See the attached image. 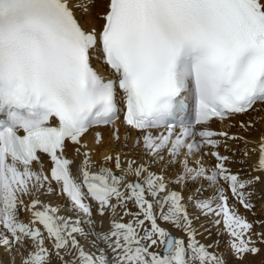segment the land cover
<instances>
[{
  "label": "snow or ice",
  "instance_id": "1",
  "mask_svg": "<svg viewBox=\"0 0 264 264\" xmlns=\"http://www.w3.org/2000/svg\"><path fill=\"white\" fill-rule=\"evenodd\" d=\"M94 3L0 0V248L13 261L18 253L21 264H50L52 255L60 264H227L197 239L191 204L223 224L235 259L258 254L253 224L227 204L223 188L204 197L195 182L222 180L245 209L254 207L245 189L261 177L241 179L226 167L227 156L204 149L220 145L215 137L243 139L212 130L214 118L264 104V0H107L102 25L89 30L75 10L86 13ZM94 57L110 69L108 78ZM120 113L141 134L135 143L145 155L163 161L167 153L170 165L181 166L173 181L119 153L106 155L97 171L90 151L78 165L68 158V143L81 154L88 130ZM252 151L254 169L264 173V136ZM205 155L216 158L211 170ZM178 184L193 188L187 200ZM45 192L64 197L77 217L43 202ZM93 203L100 216L110 214V230L96 231ZM255 235L264 243V232ZM78 237H91L89 247Z\"/></svg>",
  "mask_w": 264,
  "mask_h": 264
},
{
  "label": "bare ground",
  "instance_id": "2",
  "mask_svg": "<svg viewBox=\"0 0 264 264\" xmlns=\"http://www.w3.org/2000/svg\"><path fill=\"white\" fill-rule=\"evenodd\" d=\"M75 1L72 0V3ZM107 0H95L94 4H91L89 7V10L86 13H83L82 11L76 9V14L79 16L81 22L87 29L92 28H99L103 21L100 19V15L105 11V5ZM238 121H242L243 125L245 126H239L237 124ZM212 125L217 128H225V123H218L217 121H213ZM228 131L230 134H233L235 136L242 137L241 140H231L228 141L227 144H229V148L227 149V153L225 155L228 157V160L226 161V165L228 169L232 173H238L241 179H247L253 176H260L261 179L258 183H256L253 187L246 188L245 192H251V196L249 197L250 202L254 205L252 209H245L242 207L237 201H235L236 198H234L231 195V192L227 190V186L224 181L222 184H224L223 191L224 195L228 197V203L230 204V207H233L239 215L246 218L247 221L253 224L252 229V239L256 241L255 246L260 249L259 253L256 255L247 254L242 259H235L233 255L230 252L229 248V236L224 233L223 227H218V225H215L214 223L210 225V223L213 222L215 217L213 216H204L199 215V211H196L195 208L189 204L188 211L189 215L191 217H194L192 219V226L197 232V239L206 245L213 244L212 248H210V251L218 252L221 254H224L227 259V264H264V243L260 242L259 238L255 235V233L264 232V173H260L254 169V164L257 160V153L252 151V149L255 147L256 142L260 139V137L264 136V104L255 107L248 113L241 114L239 116L233 117V124L227 123ZM118 131L119 139H115L116 130ZM117 129H112L110 127L108 128H97L91 130L89 133H87L85 136L82 137L81 144H86L87 148H81V154H78L75 149L77 147H80L79 145H73L71 143H68L66 146V155L68 158L73 159L75 162H80L82 159V153L84 151H90L91 152V158L93 162L97 164H103L104 163V157L106 155H111L113 158H115L117 153H122L124 151H130L127 156H129V159L132 158L136 160L137 162L143 161L146 165L149 161H152L151 169L154 172L160 173L161 171L164 172L163 176L167 181L170 180L172 176H176L178 166L172 165L167 167V169H162L164 161H160L157 158L145 155L139 150L143 149L142 142L141 145H137L135 143L136 141V135L129 134L125 135V127L120 123L118 125ZM99 133L100 140L97 142L96 134ZM247 142V144L245 143ZM223 150L222 146L219 147ZM245 148H247L248 155H243ZM224 152V151H223ZM198 158V156H196ZM207 159V165L210 169V167L213 168V159L211 156H206ZM42 160L44 163L45 168H48L50 166V163L48 162L47 157L44 155L42 156ZM122 160V159H121ZM123 161V160H122ZM113 162H109L107 166H112ZM35 167H39L36 165ZM74 168V166H73ZM211 168V169H212ZM131 179V177H130ZM206 183H209V181H206ZM177 189H179L181 186L178 184L175 186ZM183 191H185L187 194H189L191 191H193V188H182ZM204 197H206L208 194L201 192ZM43 196H48V199H51L54 196V193H43ZM41 199V195L39 197ZM48 199H41L42 201L48 200ZM56 200H59V198H54ZM25 201L30 202L29 198H25ZM90 202V201H89ZM91 203V202H90ZM132 206V205H131ZM97 209L93 205V210ZM133 210H135L133 208ZM253 210V212H252ZM257 212V216H253L252 213ZM26 214H28V217L26 216V220L30 219V213L27 211H24ZM197 217H202L200 221L197 219ZM117 219L120 218V212L117 213L116 216ZM85 219V218H84ZM83 219V220H84ZM125 221L130 219V217H125ZM194 220H197V224ZM124 221V222H125ZM259 221V223H257ZM200 222H203L200 225ZM87 224V223H86ZM222 224V223H221ZM165 225V226H163ZM163 227L167 228L171 233H173L177 237H183L184 233L180 230L175 228L172 224H165L163 223ZM223 225V224H222ZM200 226H204L206 229L201 228ZM217 232V233H216ZM47 242V241H46ZM30 243V242H29ZM51 247V245H48ZM4 250V249H3ZM153 251H157V248H153ZM1 252V250H0ZM5 252V255L8 256V252ZM2 254V253H1ZM27 254L26 252L24 253ZM162 254V253H161ZM2 256V255H0ZM9 264H21V256L17 253L15 255V260L12 262L11 259H8ZM239 261V262H237ZM56 262V261H55Z\"/></svg>",
  "mask_w": 264,
  "mask_h": 264
},
{
  "label": "rangeland",
  "instance_id": "3",
  "mask_svg": "<svg viewBox=\"0 0 264 264\" xmlns=\"http://www.w3.org/2000/svg\"><path fill=\"white\" fill-rule=\"evenodd\" d=\"M75 1H77V0H75ZM75 3V2H74ZM80 10V9H79ZM81 11V10H80ZM244 155V154H243ZM245 156V155H244ZM246 157V156H245ZM174 166V165H173ZM190 189H192V188H190ZM253 211V210H252ZM257 213V212H256ZM257 215H258V213H257ZM257 215H253V216H257ZM28 220H26V222H27ZM193 226H194V224H193ZM209 245H211V246H213V244H209ZM89 247V246H88ZM212 248V247H211ZM1 250V249H0ZM2 253V254H1ZM5 254V252H4V250L2 249L1 250V252H0V255H4ZM8 254H10L11 255V253H9L8 252ZM56 261V262H55ZM237 262H239V261H237ZM51 264H60V261H59V259L55 256V255H52V262H51Z\"/></svg>",
  "mask_w": 264,
  "mask_h": 264
}]
</instances>
